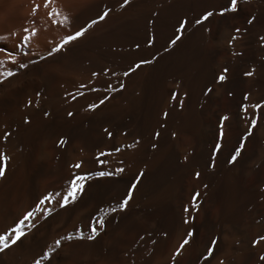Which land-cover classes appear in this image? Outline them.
<instances>
[{"label":"bare ground","instance_id":"bare-ground-1","mask_svg":"<svg viewBox=\"0 0 264 264\" xmlns=\"http://www.w3.org/2000/svg\"><path fill=\"white\" fill-rule=\"evenodd\" d=\"M44 3L0 0V264H264V26L250 53L221 56L195 28L165 52L218 0ZM112 4L124 12L77 39L46 38L52 9Z\"/></svg>","mask_w":264,"mask_h":264},{"label":"rangeland","instance_id":"rangeland-1","mask_svg":"<svg viewBox=\"0 0 264 264\" xmlns=\"http://www.w3.org/2000/svg\"><path fill=\"white\" fill-rule=\"evenodd\" d=\"M259 5L264 6V0H238L237 11L232 12L225 10L230 7V0H218V3L215 5L216 7L213 6V8H206L199 13L189 15L182 18L180 22L175 23L165 38V52L170 51L178 39L189 35L190 32L195 29L197 32L194 36H199L208 47H211V49L215 50L221 56L230 54L233 55L240 52L245 54L257 51L255 50V47L258 45V39L260 37L258 31L264 26V19L256 24H249L247 18L251 10ZM120 7L121 4L106 6L103 13L100 15L86 14L88 9L85 7L67 13L69 15L61 11L62 14L60 12L58 17H56V23L58 25L54 23L55 25L52 26L53 31L51 32L52 28H50V31H46V35H48V37H46L45 34H42V36L46 38L54 37L55 40H61L64 37L73 34V32L76 33L81 29H87V27L89 28V25L93 26L106 22L109 19V15L124 12L123 7ZM105 12H107V15L103 19H100L101 15ZM209 12H211L212 15L207 19H204L205 15ZM65 16L68 19L66 22L62 23L61 21ZM93 21H95V23H93ZM197 21L200 22L197 23ZM230 24L231 28L229 29V36L232 38L230 43L232 45H239V47L228 48L224 46V31L227 30V27ZM237 29H239V31H237ZM45 30L46 29H43L44 33ZM173 41H175V43H172Z\"/></svg>","mask_w":264,"mask_h":264},{"label":"snow or ice","instance_id":"snow-or-ice-1","mask_svg":"<svg viewBox=\"0 0 264 264\" xmlns=\"http://www.w3.org/2000/svg\"><path fill=\"white\" fill-rule=\"evenodd\" d=\"M50 0H45V3H44V6L47 7L48 4H49ZM129 0H124V4H128ZM237 3H238V0H230V7L228 9H225L226 11H232V12H235L237 11ZM33 12H35V8L33 9ZM53 14L55 15H59V12L56 10V9H52V11H50L48 13V15L51 17ZM223 14V13H221ZM107 15V12H105L103 15H101L100 19H103L105 16ZM212 15L211 12L207 13L204 17V19H207L208 17H210ZM67 17L65 16L63 18V20L61 21L62 23L63 22H66L67 21ZM200 21H197V23H199ZM53 23H56V21L54 20ZM93 23H95V21H93ZM248 23H252V20H249ZM91 25H89L90 27ZM86 29H81L80 31H77L74 35H71V36H68L66 37V39L64 40V43H68L69 41H73L75 39H77L78 37L82 36L84 31ZM25 32L28 31V29H24ZM237 31H239V29H237ZM32 35H35V30H33L32 32ZM25 39H27V37H25ZM172 43H175V41H173ZM57 50V49H54V51ZM150 61H143L142 63H149ZM21 67H25V65L21 64L20 65ZM137 67H139V65H137ZM224 73L227 72V69L225 68L224 70ZM9 75H12V73H9ZM95 75V74H94ZM125 75H127V73H125ZM245 75H248V76H251L252 75V72H246ZM218 79L220 81H224L226 79V76L224 74H221ZM103 102V101H102ZM92 108H95L96 106L95 105H92L91 106ZM253 107H260L259 105H254ZM69 115H72L71 113H69ZM224 119H227V117H225ZM252 124L255 125L256 124V121L255 119L252 120ZM222 134V133H221ZM243 147V144H241L240 147H238L236 150H235V154L231 157V160L229 161V163H232L234 162L237 157L240 155L241 153V149ZM8 158L6 156H4V154L2 152H0V160H7ZM75 167H80L79 164L75 165ZM119 171V170H118ZM4 175V171L3 169H0V176H3ZM99 176L103 177V176H108L110 175L109 173L107 172H100L98 173ZM85 179V177L81 176V177H77L76 180L72 181L71 182V187L68 191V196H71V198L73 200L76 199V192L79 190V191H82L83 190V184L80 183V184H77V180L79 181H83ZM67 200V197H65V201ZM128 203L127 200H124L121 204H120V208L123 209L125 207V205ZM64 204H61V207H63ZM29 215H31V213H29ZM98 223L100 224L101 228H103L104 224H103V220H100L98 221ZM13 233H15V239H12L11 240V243L12 244H15L23 235L24 233L20 232L19 230V227H17L16 229H12L11 230ZM92 234L89 235L87 237L88 240H92L95 238V236L98 234L97 233V230L95 227L92 228ZM188 235H192V233H188ZM83 238V237H81ZM10 239V237L8 236H4V235H0V252H3L5 249L9 248L10 245L9 243L7 242L8 240ZM261 240H264V236L260 237ZM188 243V240H185L184 241V244H187ZM213 244L216 243V241H212ZM57 244V247H59L60 245V241H57L56 242ZM181 247H183V245H181ZM211 251V250H210ZM44 259H48L49 258V254L46 252L44 253ZM261 260H264V256H261L260 257ZM36 264H39V262L37 261Z\"/></svg>","mask_w":264,"mask_h":264}]
</instances>
